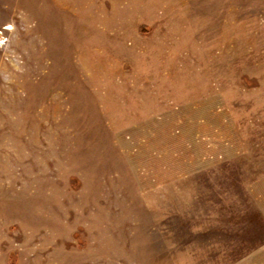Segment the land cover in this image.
<instances>
[{
    "label": "rangeland",
    "instance_id": "rangeland-1",
    "mask_svg": "<svg viewBox=\"0 0 264 264\" xmlns=\"http://www.w3.org/2000/svg\"><path fill=\"white\" fill-rule=\"evenodd\" d=\"M0 264H264V0H0Z\"/></svg>",
    "mask_w": 264,
    "mask_h": 264
}]
</instances>
